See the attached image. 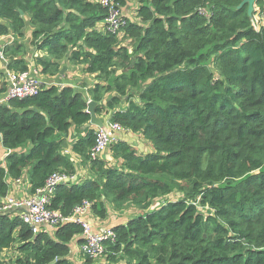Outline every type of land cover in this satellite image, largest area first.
<instances>
[{"label": "trees", "instance_id": "obj_1", "mask_svg": "<svg viewBox=\"0 0 264 264\" xmlns=\"http://www.w3.org/2000/svg\"><path fill=\"white\" fill-rule=\"evenodd\" d=\"M132 1L136 17L123 13L113 33L98 0H0V38L14 37L2 49L8 72H29L20 40L30 27L43 77L59 76L65 61L82 67L97 80L88 89L96 115L109 113L105 122L152 147L141 156L118 140L108 149L115 166L90 161L98 129H83L89 99L70 86L43 87L0 105V199L9 179L25 178L33 195L54 173L76 176L63 152L75 128L71 152L87 175L56 186L49 208L68 218L89 202L100 220L109 208L143 211L111 227L100 261L80 253L83 264H264V0L253 13L258 29L247 5L237 8L242 0H117L122 11ZM81 234L70 222L33 235L20 217L0 213V264H72Z\"/></svg>", "mask_w": 264, "mask_h": 264}, {"label": "built area", "instance_id": "obj_2", "mask_svg": "<svg viewBox=\"0 0 264 264\" xmlns=\"http://www.w3.org/2000/svg\"><path fill=\"white\" fill-rule=\"evenodd\" d=\"M98 2L102 8L108 11V15L104 23H102V27L104 29L106 28L107 32H118L120 28L126 24L120 4L117 0H98ZM255 28L258 29L259 25L255 26ZM6 39L9 41L0 47L2 55L0 57V62L2 63L6 61L2 49L12 41L14 37L12 35L1 37L0 43ZM2 63H0V68H2ZM4 70L7 77L8 88L6 92L0 95V105L7 104L11 100H23L36 96L43 87L52 85V83L37 79L30 71L10 73L6 70V67ZM103 122L104 127L98 129L94 146L89 151L90 161L101 160L103 153L108 150L114 142L120 140L117 135L125 131L118 123ZM72 180L75 182L77 176L68 177L64 174L54 173L47 180L46 185L43 188L37 189L33 195L29 194L22 198H16L8 194L3 199H0V213L5 214L10 210H24L25 212L20 216V219L25 225L30 227L33 235L39 233L43 229H48L46 231L53 232L58 226L65 223L72 222L80 224L82 227L81 239L83 243L79 246V253L97 262L100 261L105 254L104 244L107 241L113 240L114 233L111 227L93 229V226L86 218L88 213L91 212L92 204L84 202L81 206H77L72 215L68 218L64 217L58 211L49 208L54 188L64 183H73ZM16 182H20V180H16Z\"/></svg>", "mask_w": 264, "mask_h": 264}, {"label": "crops", "instance_id": "obj_3", "mask_svg": "<svg viewBox=\"0 0 264 264\" xmlns=\"http://www.w3.org/2000/svg\"><path fill=\"white\" fill-rule=\"evenodd\" d=\"M123 10H124L123 13H125V14L129 13L130 14L129 8H127V6L124 7ZM31 31H32V29L30 27L26 26V29L24 31V37L22 40H20V42L22 43V45L26 51V57L25 58L27 59L30 73L32 75H34L37 79L42 81L44 78L40 77L42 75L40 74L39 68L36 66L35 58H37L39 56H43L44 54H42V52H36L35 49L30 47ZM5 41L8 42L9 40L6 39ZM1 56L2 55H1V49H0V57ZM62 66H63L62 69H64V72L61 75L56 76L54 78H47L46 80H43V81L52 83V85H56L60 88L62 86H70L75 91L83 92L84 95L86 96V98L91 100L88 96V89L97 83L95 76L89 75V74H84L82 67L72 66L67 61L62 63ZM1 71L2 70L0 68V76H1ZM44 85H47V84H44ZM0 95H1V93H0ZM125 108H126L125 103H122L120 105V109H125ZM83 129H84V127H83ZM74 130H75V128H73V129L71 128L68 135L64 136V139H66L67 137H71V136L75 135L73 140L68 141L70 143V145L77 139V137L81 131L80 130L79 133L77 134L74 132ZM117 136H118V139L129 142V144L132 146V148H134L136 150V152L141 156L146 154V152L150 151V149H151V146L148 143H147L148 145H146V141L143 140V138L139 134H134V133H131L130 131L125 130L124 132L119 133ZM66 155L71 158L73 164L76 167V170H77L76 176L81 178V179L86 177V175H87L86 169L81 168L80 160L72 154L71 148H69ZM101 160H105V161L109 162L111 165L117 164V162L114 161L112 154L109 152V150H106L103 153ZM0 165L4 166V158L0 159ZM8 183H9V187H11V189L8 193L10 196H14L16 198H22V197L28 196L30 194L29 193V185H28V182L25 178L20 179V182L12 181L9 179ZM109 209H108V213H107L108 217L105 220H100L93 213L92 210H91V212L88 213L86 218L90 222V224L93 226L94 230L112 227L115 224H118V223L121 224V223H125L127 221V218H125V219L123 218V211L118 212L112 208H109ZM111 210L114 212H117V213L111 214L112 213ZM24 212H25L24 210H22V211L10 210L9 212H7V215L10 217H14V216L20 217ZM119 215H121V217H119ZM46 230H48V229H46ZM50 233H52V232L50 231ZM79 246L80 245L78 244V239H74L70 245V256L69 257H70L71 262L77 256L81 257V254L79 253ZM77 260H78V262H75L74 264H83L82 259L80 260L78 257Z\"/></svg>", "mask_w": 264, "mask_h": 264}, {"label": "rangeland", "instance_id": "obj_4", "mask_svg": "<svg viewBox=\"0 0 264 264\" xmlns=\"http://www.w3.org/2000/svg\"><path fill=\"white\" fill-rule=\"evenodd\" d=\"M129 5H128V8H130V14L128 13V14H126L127 15V19L128 20H131V19H134L136 16H135V8H136V6H137V3L136 2H129L128 3ZM254 9H256V11H258V8H256V6L254 7ZM262 22V18L261 17H259L258 15H255L254 16V25L255 26H258L260 23ZM5 57V56H4ZM5 59H6V57H5ZM8 62V60L6 59V61H5V63H7ZM0 63H2V62H0ZM6 65V64H5ZM1 67H2V65H1ZM1 70L3 71H1V74H5V70H4V68H1ZM2 76H0V89L1 88H3V86H4V82H3V80H1L2 78H1ZM41 78H44V79H47V78H45V77H43V76H40ZM40 78V79H41ZM109 113H107V112H104L102 115H101V120H103V121H108V119H109ZM74 132L75 133H79V130H77V129H75L74 130ZM75 136V135H74ZM74 136H71V137H67L66 139H64V144H63V152H65V154L68 152V150H69V148L71 147V145H70V143L68 142L69 140H73L74 139ZM71 138V139H70ZM129 143V142H128ZM146 145H148L147 144V142H146ZM150 145V144H149ZM151 146V145H150ZM152 151V147H151V149H150V151H147L146 153H148V152H151ZM4 158V156L2 157V156H0V159H3ZM113 166H115V165H113ZM174 196L175 195H173V196H171L170 198H172V199H174ZM169 198V199H170ZM158 203H156L155 204V206L157 205ZM107 207H110L109 205H107ZM110 210V209H109ZM112 211V210H111ZM121 211H123V218L125 219V218H127V220H129V219H131V218H134V217H136V216H138V215H141V214H143V211L142 210H140V209H138V208H135V207H126L125 209H123V210H121ZM119 212V211H118ZM117 212H114V211H112V213L111 214H116ZM115 217V216H114ZM119 217H121V215H119ZM16 254H14V253H9V251H7V252H5L4 253V257H14ZM79 257V259L81 260L82 258L80 257V256H77L74 260H72V263L74 264L75 262H78V260H77V258Z\"/></svg>", "mask_w": 264, "mask_h": 264}, {"label": "water", "instance_id": "obj_5", "mask_svg": "<svg viewBox=\"0 0 264 264\" xmlns=\"http://www.w3.org/2000/svg\"><path fill=\"white\" fill-rule=\"evenodd\" d=\"M256 1L257 0H242L241 3L239 4V6L237 7L238 9L242 8L244 5H247V16L252 18L253 16V13L255 11L254 7H255V4H256ZM9 39V38H8ZM7 41H2L0 43V47L2 45H4ZM134 62V59H132V63L130 65V67L128 68V70L132 67V64ZM8 63V62H7ZM7 63H2V68L5 69ZM64 72V69H62L60 71V75ZM96 106H97V103L92 101V100H89L87 101V109H86V112L90 115V121L84 126V128H89V127H95L97 129H102L104 127V122L103 120H101L100 117H98L96 115ZM4 150L1 149L0 151V156L3 157L4 155ZM74 180H72L73 182ZM53 264V263H52Z\"/></svg>", "mask_w": 264, "mask_h": 264}, {"label": "clouds", "instance_id": "obj_6", "mask_svg": "<svg viewBox=\"0 0 264 264\" xmlns=\"http://www.w3.org/2000/svg\"><path fill=\"white\" fill-rule=\"evenodd\" d=\"M253 17V16H252ZM5 156V155H4Z\"/></svg>", "mask_w": 264, "mask_h": 264}]
</instances>
